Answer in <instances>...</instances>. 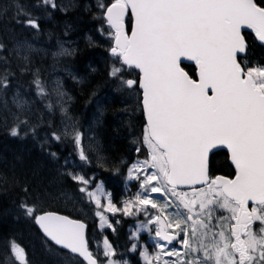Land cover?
<instances>
[{
  "label": "snow or ice",
  "instance_id": "obj_1",
  "mask_svg": "<svg viewBox=\"0 0 264 264\" xmlns=\"http://www.w3.org/2000/svg\"><path fill=\"white\" fill-rule=\"evenodd\" d=\"M35 7L50 15L58 6L38 0ZM15 8L18 25L41 30L38 16ZM94 18L106 45L108 79L138 96L143 128L134 144L144 159L124 165L126 186L134 181L137 190L119 204L94 178L68 171L75 189L69 203L75 207L86 196L101 229L113 228L108 213L136 217L129 251H139L144 264H264V62L249 59L243 34L251 30L264 44V0H96ZM22 46L31 50L18 42L17 54ZM0 49L7 50L2 43ZM10 75L5 66L0 90L11 86ZM33 76L43 98L45 83L38 72ZM25 104L16 103L10 124L3 117L11 136L30 126L21 119ZM61 112L63 135L73 136L79 160L90 163L82 133L63 106ZM214 149L226 150L229 174H213ZM112 171L123 175L120 165ZM23 196L21 212L72 264H128L107 237L93 247L86 220L52 208L56 197L33 195L30 186ZM140 231L148 233L153 251L140 243ZM6 247L16 262L31 264L15 240Z\"/></svg>",
  "mask_w": 264,
  "mask_h": 264
},
{
  "label": "trees",
  "instance_id": "obj_2",
  "mask_svg": "<svg viewBox=\"0 0 264 264\" xmlns=\"http://www.w3.org/2000/svg\"><path fill=\"white\" fill-rule=\"evenodd\" d=\"M89 1L94 4L95 0ZM37 3L38 0H0V43L7 49H0V75L4 74L5 66L12 73L9 76L11 86L6 91L0 90V264H14V262L19 264L14 260L10 248L6 247L12 240L25 248L26 258L31 264H72L70 255L49 247L35 224L18 207L24 199L23 188L30 186L33 195L51 194L56 197L51 207L60 209L61 214L84 218L79 209L69 203L75 189L73 181L64 175L71 170L68 166L72 159L77 163L80 161L75 146L61 140L49 146L45 142H39L38 137L42 130L50 134L57 131V115L46 109L51 119L46 122L41 117L39 123V108L46 102L49 104L44 73L51 64L59 62L53 54L56 53V44L60 40L67 39L74 43L73 54L65 59L62 67L73 68L77 76L73 81L71 79L66 81L71 97V112L77 122L79 119L82 123L88 120L93 101H99L107 112L103 117V123L101 122L102 126H99L106 164L114 167L121 157L129 155L131 148L128 147L127 132L137 128L138 122L126 117L118 119V115L122 112L119 99L103 101L104 92L111 89L113 83L108 79L106 66L101 62L104 55L96 47L91 48L85 39V31L99 27L93 11L88 6L84 7V2H81L78 8L73 6L65 10L56 8L49 15L38 10L35 7ZM17 4L20 5L19 11H30L40 18L41 30L38 33L35 30L24 29L16 23L14 17L18 11L15 8ZM5 8L8 9L7 14H4ZM244 35L247 39L249 59L253 62H264V47L256 42L251 33L246 32ZM18 42L22 45L26 42L37 51L25 54L19 50L17 54ZM25 55L28 57L27 60L24 59ZM5 60L7 65L4 63ZM21 68L27 70L22 72ZM34 72H39L38 78L45 83L46 94L43 98L37 96V89L32 83L35 78ZM17 90L24 92L25 98L30 102L29 111H24L25 115L21 116V119L26 118L30 121V126L21 131L20 136L14 137L8 133L3 117H9L10 124L11 113L19 111L13 104ZM52 153H55V157ZM213 156L214 154L211 159ZM86 166V164L82 166L84 175L87 172ZM100 174L94 176V179L107 187L114 202L119 204L130 196L120 185L122 176L115 175L108 180L107 176H103L104 173ZM111 223L113 231H103V235L99 236L107 237L110 243L116 246L120 257L131 264L133 259L128 254L131 225ZM94 228L95 224H89L88 234L91 238H94L92 234Z\"/></svg>",
  "mask_w": 264,
  "mask_h": 264
},
{
  "label": "flooded vegetation",
  "instance_id": "obj_3",
  "mask_svg": "<svg viewBox=\"0 0 264 264\" xmlns=\"http://www.w3.org/2000/svg\"><path fill=\"white\" fill-rule=\"evenodd\" d=\"M84 2V7L88 6L93 13L95 12V5L96 3L92 4L90 3L89 0H74V1H68L66 5L69 6H73L75 8H78L80 6V3ZM60 6V5H59ZM59 6L57 7V10L59 8ZM98 27L94 28L93 30H89V31H85V39L87 40L88 45H90L91 48L96 47V49L100 50L101 54L104 55V59L101 60L102 63H104V65L106 66L105 70L106 72L108 71V63L109 61L107 60V52L105 51V47L106 45L104 44V38L100 36V33L97 31ZM94 34V35H93ZM45 37V35H44ZM91 41V43H90ZM71 57V56H70ZM68 57V58H70ZM67 59V58H66ZM65 60V59H64ZM73 70V68H72ZM63 78H66V76L64 74H62ZM111 89L106 90L103 95V101L106 100L108 101V99H114L117 98L119 99V103L122 105L121 109V114L118 115V119H123V118H127V119H134L137 120V128L135 129H131L130 131H128V147H130L131 149L129 150V155H127L130 158H133L136 154H138L136 152V145L134 144V141H137V139L140 137L141 133H142V113L140 111V109L136 110V108L133 106V102H131L132 98L133 99H137L138 100V96L135 93H122L120 91L117 90L116 85L113 84L111 87ZM107 93V95H106ZM109 94V95H108ZM70 104V101L68 102ZM97 106V107H96ZM114 108V107H113ZM93 113L89 116V121L88 123H78L74 114L72 112H70V117L72 118L73 122L76 124L77 129L82 133V137H88L90 138V141H92V138L95 139V141L97 142L99 151L97 153H99V155L101 156V160L100 161H96L92 155L95 154V152H90L88 153V156L90 158V163L92 164L93 167H97L96 170H94L92 173L93 175H101L100 173H104L103 176H107V177H113L117 174H115L112 169L113 167L109 166L108 164H106V156L103 153L104 149V145H103V141L99 135V130L100 128L97 126V124L101 121L103 123V117L104 115H106V111L104 109V107H102V105H100V102L97 101L95 106L92 108ZM79 121H81L79 119ZM91 126L89 128H87L89 130V134H86V127ZM73 136H69V138L72 139ZM146 152V149H145ZM217 156H214V158L211 161V169L214 175H226L229 174L230 169L228 167V164L230 163L229 161H227L226 159V153L223 151H219L216 153ZM224 170V171H222ZM126 173V170H123V174ZM119 177V175H117ZM136 186L134 185V188L129 191V193L132 195L136 192ZM109 194V193H108ZM153 195H158V194H153ZM139 219L142 221L144 219L143 216H139ZM132 225L134 226V231H136L137 229V218L133 217L132 218ZM138 237H142V239L140 240V243L145 245V247L151 252L153 251V247H152V240L149 238L148 233H138ZM131 255H133V259L135 261V264H144L142 257L140 256L139 251H130Z\"/></svg>",
  "mask_w": 264,
  "mask_h": 264
},
{
  "label": "rangeland",
  "instance_id": "obj_4",
  "mask_svg": "<svg viewBox=\"0 0 264 264\" xmlns=\"http://www.w3.org/2000/svg\"><path fill=\"white\" fill-rule=\"evenodd\" d=\"M67 1L68 0H56V3H60L61 5H66L67 4ZM58 46V49L56 51V53H54L53 55L55 56L54 58L56 59H62L64 57H67V55H70L71 52H72V47L71 45L69 44H63V43H59L57 44ZM20 50H22L23 53L25 54H28V53H31V52H36L37 50L34 49V48H31L30 51H27L25 47H21ZM63 50H66V51H63ZM57 70H55L54 68H52L51 71H49V73L46 75V79H47V87L50 91V93L52 94L53 96V103L56 105L57 109H58V112H59V116H60V129L64 132V120H65V116L64 114L61 112V106H63L66 110V113H67V110H68V101L70 99L69 95H67L66 92H64L62 90V85H61V81H62V77L61 76H58L57 74ZM58 92L60 93H63V96H60L58 95ZM16 95L13 97V104L16 106V103L17 102H26V104L24 105V110L25 111H29V107L31 106L30 105V102L25 98V95H24V92H20L19 90H17L16 92ZM15 98V99H14ZM131 102H133V106L136 108V110H138V100L137 99H133L131 100ZM97 107V106H96ZM91 127V126H90ZM86 134H89V130L86 129ZM87 145L86 148H90V151L92 152H95L93 156V158L96 160V161H100L101 159H98L101 158V156L99 155V153H97L99 151V148H98V145H97V142L95 141L94 138H92V141H90V138L88 137H82V145ZM97 151V152H96ZM41 166V165H40ZM127 176V175H126ZM91 178V177H90ZM129 184H135L134 181L132 182H129ZM95 189V188H94ZM106 195H109L106 191H104ZM94 208V205L92 206ZM86 216L88 217H91V218H96L94 217L93 213H85ZM108 216H112L111 213H108L107 214ZM143 216V215H142ZM99 228L101 229L100 227V224H99ZM107 228V227H105ZM104 229V228H103ZM141 233H146L145 231H140L139 234ZM102 243V242H101ZM178 250L180 248L179 244L175 246ZM164 260H174L175 257H163Z\"/></svg>",
  "mask_w": 264,
  "mask_h": 264
},
{
  "label": "bare ground",
  "instance_id": "obj_5",
  "mask_svg": "<svg viewBox=\"0 0 264 264\" xmlns=\"http://www.w3.org/2000/svg\"><path fill=\"white\" fill-rule=\"evenodd\" d=\"M68 1H71V2H72V1H74V0H68ZM68 1H67V2H68ZM56 4H57V6L60 5L59 8H60V9H63V10L67 9V7H70L69 5H61L60 3H56ZM59 43H63V44H66V43H67V44L71 45V47H72V52H71V53L73 54L74 43H72L70 40H67V39L60 40L57 44H59ZM57 44H56V49L59 50ZM70 55H71V54H70ZM62 59H66V57H64V58H62ZM59 60H60V59H59ZM70 101H71V100H70ZM92 113H93V110L91 111V114H92ZM97 126H98V127H99V126H100V127L102 126L101 121L97 124Z\"/></svg>",
  "mask_w": 264,
  "mask_h": 264
},
{
  "label": "water",
  "instance_id": "obj_6",
  "mask_svg": "<svg viewBox=\"0 0 264 264\" xmlns=\"http://www.w3.org/2000/svg\"><path fill=\"white\" fill-rule=\"evenodd\" d=\"M244 31H249V32H251V30H244ZM258 41V40H257ZM259 42V41H258ZM261 45H263L264 46V44H262L261 42H259ZM216 150H219V149H214V150H212V152L213 151H216ZM36 227H37V229L39 230V228H38V226L36 225ZM39 232H40V234L42 235V232L39 230ZM43 236V235H42ZM54 247H56V248H58L59 249V246H54ZM63 251H66V250H63Z\"/></svg>",
  "mask_w": 264,
  "mask_h": 264
}]
</instances>
